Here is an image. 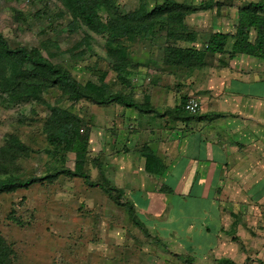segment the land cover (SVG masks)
Masks as SVG:
<instances>
[{
  "label": "rangeland",
  "instance_id": "1",
  "mask_svg": "<svg viewBox=\"0 0 264 264\" xmlns=\"http://www.w3.org/2000/svg\"><path fill=\"white\" fill-rule=\"evenodd\" d=\"M149 1L152 8L164 0ZM176 1L200 3V0ZM217 1L221 3L220 8L198 12L186 19L190 28L199 32V46L212 33L231 30L235 11L232 8L248 2ZM119 5L124 11H131L138 6V0H119ZM58 7L55 0H0V33L12 47H41V41L48 37L56 39L60 49L53 47L51 50L60 51L61 56L53 61L70 68L80 82L98 81L97 70L109 71L104 42L100 37H94L95 55L88 51L82 59L72 61L67 50L79 42L81 35L71 36L66 29L56 36L44 33L51 17L43 11L54 14ZM18 11L23 13L22 18ZM40 12V16H34ZM163 44V38L153 43L137 39L134 44V60L139 68L131 78L135 84L134 98L138 101H143V93L157 83L163 88L169 87L168 92L176 93L183 87V76L170 73L162 64L160 48ZM43 52L48 55L46 50ZM211 58L217 59L216 56ZM107 80L115 91L124 90L115 83L113 73H109ZM58 97L59 93H54L48 99L54 102ZM1 102L0 97V146L6 135L19 132L37 151L23 163L28 175H44L56 165L74 168L73 153H61L55 159L44 152L48 142L42 133L41 121L49 114L45 107L24 104L8 108ZM62 105L70 107L89 123L91 143L87 168L92 179L100 178L101 168L118 186L125 188L127 184L125 189H130L131 193L126 197L138 203V212L146 223L147 233L130 221L126 208L117 205L102 190L88 187L82 179L61 177L52 185L36 184L28 190L0 197V233L14 244V264H218L217 260L225 258L223 252L227 247L221 244L218 247L214 234L205 239L203 225L196 221L195 226L189 227L178 220L172 197L166 205L161 198L144 197L135 191L136 185L143 189L146 183L141 177L145 176L140 172L141 164L134 160V157L139 158L138 150L145 138L136 135L142 129L168 127V118L155 116L154 121L146 123L150 117L119 105L105 107L86 101L76 105L65 101ZM133 175L138 176L135 177L137 183H132ZM12 212L26 225L19 226L9 220Z\"/></svg>",
  "mask_w": 264,
  "mask_h": 264
},
{
  "label": "trees",
  "instance_id": "2",
  "mask_svg": "<svg viewBox=\"0 0 264 264\" xmlns=\"http://www.w3.org/2000/svg\"><path fill=\"white\" fill-rule=\"evenodd\" d=\"M59 3L56 13L49 14L50 22L44 33L47 36L58 35L67 30L71 36L81 35L79 42L68 48L72 61H78L87 52L95 55V36L104 42L105 60L109 71L97 70L98 81L80 82L71 69L53 58L60 57L59 42L48 37L41 41L42 46L12 47L6 37L0 33V97L5 107L31 104L45 107L49 114L41 121L42 133L47 140L44 149L50 158H57L63 153L75 155L74 168L56 165L44 175L30 176L23 163L37 151L19 132L6 135L0 146V197L20 190H28L33 185H52L59 178L82 179L90 188H98L117 205L127 209L130 221L147 233L146 223L138 212L136 201L126 197L127 190L118 186L100 168V178L92 179L88 171L91 128L79 114L64 107L63 102L76 105L86 101L98 106L119 105L127 110H137L141 114L158 113L152 105L149 95L143 101L134 98L135 84L132 73L139 68L134 60V44L137 39L151 43L163 38L160 48L161 60L165 68L174 75L191 77L196 71L205 68L209 58L217 54H229L234 58L239 54L264 59V0L245 2L238 7L236 33H212L199 46V32L192 30L186 23L188 16L212 11L220 7L217 0H200L198 5L188 1L164 0L150 8L149 0H138V6L131 11H124L119 0H55ZM18 16L24 15L18 11ZM35 14L34 16H40ZM256 37H251V31ZM43 50H46V55ZM109 73L115 76V83L129 90H114L108 82ZM183 84V83H182ZM184 85V84H183ZM59 93L54 102L49 95ZM188 97L181 98V103L160 117L169 116L172 121H214L223 115L211 113L200 115L189 114L185 108ZM145 159V171L148 174L163 176L167 165L157 153L144 143L138 150ZM162 193H173L164 184ZM8 219L19 226L25 222L12 212ZM234 234L236 231L231 230ZM236 241L239 239L234 237ZM16 250L14 244L0 233V264H14ZM218 264H238L229 258H221ZM249 261V260H248ZM248 263V262H247ZM245 263V264H247Z\"/></svg>",
  "mask_w": 264,
  "mask_h": 264
},
{
  "label": "crops",
  "instance_id": "3",
  "mask_svg": "<svg viewBox=\"0 0 264 264\" xmlns=\"http://www.w3.org/2000/svg\"><path fill=\"white\" fill-rule=\"evenodd\" d=\"M232 10V28L222 33H236L238 7ZM250 34L256 37L254 30ZM215 56L205 68L184 78L178 92H168L169 87L157 83L143 93V99L149 95L158 112L142 114L150 117L146 123L155 116L171 121L159 114L178 106L184 96L199 100L200 115L223 116L214 121H172L165 128L142 129L136 136L145 138L167 170L163 176L148 174L145 159L134 157L146 182L143 189L136 185L135 191L161 198L166 205L172 197L178 220L184 226H195L196 221L203 225L205 239L214 234L216 245L227 247L223 257L238 264H264V59L243 54ZM132 171L136 173L134 168ZM135 177L132 183H137ZM164 184L173 193H162Z\"/></svg>",
  "mask_w": 264,
  "mask_h": 264
},
{
  "label": "built area",
  "instance_id": "4",
  "mask_svg": "<svg viewBox=\"0 0 264 264\" xmlns=\"http://www.w3.org/2000/svg\"><path fill=\"white\" fill-rule=\"evenodd\" d=\"M185 108L189 114H197L201 110V104L197 98L191 97L188 99Z\"/></svg>",
  "mask_w": 264,
  "mask_h": 264
}]
</instances>
